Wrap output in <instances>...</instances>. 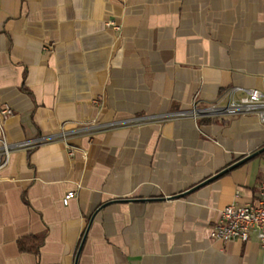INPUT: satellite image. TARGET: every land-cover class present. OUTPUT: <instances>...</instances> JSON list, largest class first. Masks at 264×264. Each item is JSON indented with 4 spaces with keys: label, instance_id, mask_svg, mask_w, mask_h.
I'll return each mask as SVG.
<instances>
[{
    "label": "crops",
    "instance_id": "crops-1",
    "mask_svg": "<svg viewBox=\"0 0 264 264\" xmlns=\"http://www.w3.org/2000/svg\"><path fill=\"white\" fill-rule=\"evenodd\" d=\"M233 86L264 88V0H0L6 140L121 123L10 152L0 264H264L255 238L209 236L224 206L256 200L264 126L171 115Z\"/></svg>",
    "mask_w": 264,
    "mask_h": 264
},
{
    "label": "built area",
    "instance_id": "built-area-1",
    "mask_svg": "<svg viewBox=\"0 0 264 264\" xmlns=\"http://www.w3.org/2000/svg\"><path fill=\"white\" fill-rule=\"evenodd\" d=\"M112 25L114 28L118 29V25L114 23H112ZM12 114L13 110L9 106L0 105V122H3ZM245 114L256 115L260 123L264 126V88L259 90L257 88L233 86L224 90L216 100L209 104L201 106L195 98L189 110L174 112L171 115L174 117L190 116L196 119L199 117L213 118L215 116H237ZM167 117L168 116L157 115L152 116L151 119L165 120ZM120 125V122H108L99 125H79L67 129L65 124H62L56 135L38 136L18 142H8L3 129H1L0 168L7 163L9 154L13 150L33 149L43 143L56 139H60L66 143L70 135L77 134L80 131H89L93 128H113ZM74 195V190L67 191L62 198V203L67 205ZM209 236L212 239L223 242H246L255 238L259 244L264 247V176L259 184L256 200L244 204L233 202L224 206L220 210L217 220L212 225Z\"/></svg>",
    "mask_w": 264,
    "mask_h": 264
},
{
    "label": "trees",
    "instance_id": "trees-1",
    "mask_svg": "<svg viewBox=\"0 0 264 264\" xmlns=\"http://www.w3.org/2000/svg\"><path fill=\"white\" fill-rule=\"evenodd\" d=\"M43 238L44 234L21 239L18 243L19 249L22 251H30L36 253L43 242Z\"/></svg>",
    "mask_w": 264,
    "mask_h": 264
},
{
    "label": "water",
    "instance_id": "water-1",
    "mask_svg": "<svg viewBox=\"0 0 264 264\" xmlns=\"http://www.w3.org/2000/svg\"><path fill=\"white\" fill-rule=\"evenodd\" d=\"M263 151H264V147H263V148H261V149L259 150V152H263ZM255 154H257V153H253V154H251V155H249V156H247V157L243 158L242 160H240V161L236 162L235 164L231 165V166H230V167H228L227 169L223 170V172H224V171H226V170H228V169H230V168H233V167H235V166H236V165H238L239 163H241V162H243V161H245V160H247V159L251 158V157H252V156H254ZM181 195H183V194L181 193V194H178V195H174V196H171L170 198L179 197V196H181ZM78 251H79V250H78ZM77 254H78V252H77Z\"/></svg>",
    "mask_w": 264,
    "mask_h": 264
}]
</instances>
